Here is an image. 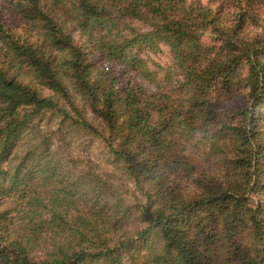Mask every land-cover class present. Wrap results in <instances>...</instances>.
I'll list each match as a JSON object with an SVG mask.
<instances>
[{
  "label": "trees",
  "instance_id": "16d2710c",
  "mask_svg": "<svg viewBox=\"0 0 264 264\" xmlns=\"http://www.w3.org/2000/svg\"><path fill=\"white\" fill-rule=\"evenodd\" d=\"M0 264H264V0H0Z\"/></svg>",
  "mask_w": 264,
  "mask_h": 264
},
{
  "label": "rangeland",
  "instance_id": "374dc122",
  "mask_svg": "<svg viewBox=\"0 0 264 264\" xmlns=\"http://www.w3.org/2000/svg\"><path fill=\"white\" fill-rule=\"evenodd\" d=\"M203 4H205L208 0H200ZM203 41L206 43H211L212 38L208 37L207 35H204L202 37ZM167 48L163 47V51L155 57V60L159 61L160 63L164 64L167 63L169 58H168V53H167ZM90 117V115H89ZM94 124L98 125V123L93 121ZM81 146V145H80ZM77 146L75 147L74 153L80 154V155H89L93 161H96L100 167L112 171V168L107 164L105 155H106V149L103 147V144L100 142V139H93L92 142L89 140H83V146L80 147ZM117 171V170H116Z\"/></svg>",
  "mask_w": 264,
  "mask_h": 264
}]
</instances>
